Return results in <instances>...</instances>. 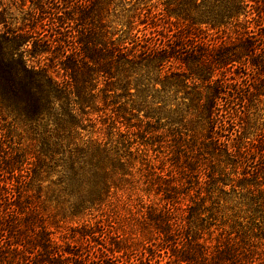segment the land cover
Masks as SVG:
<instances>
[{"label": "trees", "instance_id": "obj_1", "mask_svg": "<svg viewBox=\"0 0 264 264\" xmlns=\"http://www.w3.org/2000/svg\"><path fill=\"white\" fill-rule=\"evenodd\" d=\"M21 1L31 4L43 31L12 30L0 11V97L29 123L38 143L34 152L10 150L12 154L0 162V264H153L163 254L168 255V264H253V251L244 239L209 244L213 231H209L212 223L205 207L208 198L200 197L199 191L192 196L190 188L183 190L184 184L154 171L147 157L138 172L140 181L144 178L148 194L162 196L159 204L141 202L128 225L115 228L86 220L56 237L46 211L28 191L31 185L40 176L56 172L53 196L62 211L63 204L68 206L64 214L73 219L104 206L111 191L119 187L115 175L133 168L139 150L133 151L135 143L128 134L116 137L111 131L107 142L94 138L101 132L92 116L119 105L121 98L146 102L148 91H137L135 96L128 91L130 76L144 72L142 68L155 74L168 67L172 75H178L175 64L188 66L189 62L182 57L184 40L169 34L158 39L145 34L140 39L136 33L127 39L129 47L119 42L108 49L76 41L75 36L63 42L61 0ZM161 1L168 12L190 22L200 19L210 29L224 28V34L236 35L218 47L207 45L208 53L196 59L201 72L208 70L199 78L208 80L214 92L200 113L210 123L208 138L215 149L232 153V136L238 131L229 132V124L234 129L239 126L235 122L245 110L250 91L264 83V0ZM206 4L212 11L198 18L186 11L191 5ZM100 76L106 78L105 88L95 91ZM117 87L122 93L113 91ZM131 107L119 109L140 113L144 108L141 103ZM143 112L146 119L162 116ZM4 173L8 183L1 179Z\"/></svg>", "mask_w": 264, "mask_h": 264}, {"label": "rangeland", "instance_id": "obj_2", "mask_svg": "<svg viewBox=\"0 0 264 264\" xmlns=\"http://www.w3.org/2000/svg\"><path fill=\"white\" fill-rule=\"evenodd\" d=\"M186 9L195 18L212 11L209 4L191 5ZM0 11H3L7 27L12 30L43 31L29 2L23 5L21 0H0ZM50 11L54 12L53 9ZM59 12L64 20L61 22L65 23L60 35L63 42L75 36L76 41L86 40L93 46L108 49L119 42H126L128 46L127 39L136 33L140 39L145 34L157 39L167 34L175 35L184 40L181 43L184 47L182 57L189 65L175 64L178 75H172L168 67L155 74H147V69L142 68L144 72L139 74L138 71L130 76L128 91L134 96L137 91H148L146 102L135 97L121 98L119 105L107 106L104 113L96 112L92 116L95 122L98 121L97 129L101 132L94 138L107 142L110 136L106 134L111 131L115 136L128 134L135 143L133 151L139 150L135 153L137 160L133 168L115 175L116 180L120 179L119 187L111 191L104 206L73 219L64 214L68 206L63 204L62 211L60 203L55 200L57 197L53 196L54 182L58 179L56 172L40 176L31 185L28 191L33 201L46 211L56 237L86 220L90 224L101 222L115 228L119 224L128 225L130 215L140 210L141 202L159 204L162 196L155 195V192L148 194L144 178L140 181L138 172L142 168V159L147 157L154 171L184 184L183 190L190 188L192 196L199 191L200 197L208 198L205 207L209 209V223H212L209 231H213L210 245L230 238L244 239L253 251V264H264V83L256 91H250L245 110L235 122L239 126L234 129L229 124V132L238 131L232 136V153L212 146L208 138L210 123L200 114L208 104L207 98L210 100L214 92L208 80L199 78L208 70L204 68L201 72L196 59L208 53L207 45L218 47L228 36L235 38L236 35L232 31L224 34V28L210 29L200 19L190 22L168 12L161 0H61ZM105 79L100 76L95 91L105 88ZM113 81L117 82V78ZM113 91L120 94L123 89L117 87ZM133 103H141L142 112L125 113L119 109L123 106L131 110ZM143 111L161 112L162 116L160 119L155 116L146 119ZM237 137H240L238 142ZM37 143L29 123L0 97V162L12 154L10 150L34 152ZM3 175L2 181L8 183V174ZM157 260L161 261L160 264H168L169 257L163 254L162 259L156 258L152 263L157 264Z\"/></svg>", "mask_w": 264, "mask_h": 264}]
</instances>
